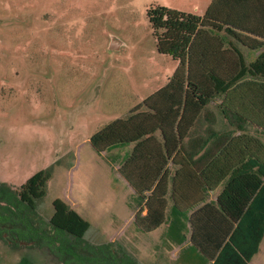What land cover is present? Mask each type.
<instances>
[{
    "label": "trees",
    "instance_id": "trees-1",
    "mask_svg": "<svg viewBox=\"0 0 264 264\" xmlns=\"http://www.w3.org/2000/svg\"><path fill=\"white\" fill-rule=\"evenodd\" d=\"M261 1L212 0L204 15L149 7L157 49L177 66L162 88L90 138L98 153L133 145L118 171L135 191V229L151 233L166 226L161 245L178 250L169 264H249L264 238V160L250 163L258 173L227 178L206 173L203 157L191 162L181 151L191 121L215 98L234 103L242 88L243 102L259 104L264 115V44L255 41L264 38L255 25L263 17ZM236 41L256 58L247 61ZM55 163L20 186L0 181V240L44 249L60 264H138L113 241L88 242L91 223L64 199H54L49 219L40 215ZM21 264L33 262L23 257Z\"/></svg>",
    "mask_w": 264,
    "mask_h": 264
},
{
    "label": "rangeland",
    "instance_id": "rangeland-1",
    "mask_svg": "<svg viewBox=\"0 0 264 264\" xmlns=\"http://www.w3.org/2000/svg\"><path fill=\"white\" fill-rule=\"evenodd\" d=\"M180 0H0V181L20 186L55 163L38 211L62 198L90 223L85 239L114 242L138 264H169L178 250L161 229H135L131 190L91 136L166 83L175 60L160 53L147 15ZM116 38L119 48H110ZM60 264L44 249L0 240V264ZM252 264H264V244Z\"/></svg>",
    "mask_w": 264,
    "mask_h": 264
},
{
    "label": "crops",
    "instance_id": "crops-1",
    "mask_svg": "<svg viewBox=\"0 0 264 264\" xmlns=\"http://www.w3.org/2000/svg\"><path fill=\"white\" fill-rule=\"evenodd\" d=\"M211 2L212 0H180L174 9L204 15ZM261 3L264 5V1H261ZM259 11L263 12L264 6L259 8ZM262 15L263 17L259 19V23L255 24L259 27V30H264V13ZM255 41L264 44V38L256 37ZM236 46L242 49L247 61L256 58L257 54L249 51L243 43L236 41ZM176 66L177 61H175L173 72ZM166 83L159 86L152 93L162 88ZM245 95L246 90L239 88L236 90L234 103L222 104L221 98H215L190 123L181 151L183 155L188 156L190 161L191 157L194 160L203 157V167L208 174L222 173L226 174L228 178L235 172L258 173L257 167L250 166V163L261 158L264 160V115L261 113L259 104L243 102ZM132 147L133 145L110 150L112 164L119 168L121 156L128 153ZM217 159L219 160V166L209 165ZM171 168L175 169V167ZM118 173L129 186L131 198L135 192L133 187L119 171ZM222 189L223 184L215 192H211L210 198L215 199ZM130 198H128V206H130ZM165 228L164 225L155 231L161 229L162 235ZM263 244L264 238L258 253L254 255L249 264H252L261 253Z\"/></svg>",
    "mask_w": 264,
    "mask_h": 264
},
{
    "label": "water",
    "instance_id": "water-1",
    "mask_svg": "<svg viewBox=\"0 0 264 264\" xmlns=\"http://www.w3.org/2000/svg\"><path fill=\"white\" fill-rule=\"evenodd\" d=\"M120 44H121L120 40L113 38V40L110 44V48H113V49L119 48Z\"/></svg>",
    "mask_w": 264,
    "mask_h": 264
}]
</instances>
